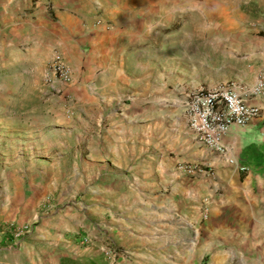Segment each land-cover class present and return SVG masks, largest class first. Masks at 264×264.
<instances>
[{"label":"crops","instance_id":"0c3cea01","mask_svg":"<svg viewBox=\"0 0 264 264\" xmlns=\"http://www.w3.org/2000/svg\"><path fill=\"white\" fill-rule=\"evenodd\" d=\"M157 2L0 0V5L23 8L26 38L37 30L33 47L44 44L45 53L58 49L74 67L84 45L90 46L91 57H101V51L107 54L128 33L131 37L141 26V12L155 13ZM235 4L231 19L252 37L244 57L256 79L264 71V38L257 34L262 25L254 22L264 17V0ZM96 18L102 22L95 23ZM253 82L241 96L258 105L259 116L243 128L233 127L222 139V153L194 137L179 104L151 111L141 119L142 126L134 127V116L129 127L111 126L104 134L110 147L90 151L87 171L62 182L64 191L75 193L81 185L83 194L54 216L42 215L13 253L8 252L12 242L2 239L0 257L5 262L20 259L15 264H264V96H249ZM90 101L84 98L83 104ZM174 116L184 137L178 145L172 138L158 143L157 137L171 136L166 125ZM151 136L154 155L134 162L135 139H142L148 150ZM189 159L212 168L190 166ZM6 223H0L1 232H8Z\"/></svg>","mask_w":264,"mask_h":264},{"label":"rangeland","instance_id":"374dc122","mask_svg":"<svg viewBox=\"0 0 264 264\" xmlns=\"http://www.w3.org/2000/svg\"><path fill=\"white\" fill-rule=\"evenodd\" d=\"M235 3L158 0L156 12H141V26L106 49L107 54L101 51L102 58L91 57L90 46L84 45L74 67L64 60L72 71L68 83L57 80L49 68L54 53L61 51L45 53L44 44L33 47L37 30L26 38L25 10L0 5V223L29 227L18 236L0 230V242H12L9 253L32 234L42 215L54 216L83 194L81 185L73 193L64 191L62 182L87 171L90 151L110 147L104 134L111 126L119 122L129 127L131 116L136 117L134 127L142 126L141 119L151 111L165 103L182 105L191 92L219 86L244 91L253 80L255 86L259 76L254 78L244 57L253 40L232 20ZM101 22L96 18L95 23ZM254 23L262 25L257 34L264 38V17ZM256 93L264 96V89L249 96ZM84 98L90 103L83 104ZM175 118L167 120L171 136L157 137L158 143L172 138L178 145L184 137ZM149 140L147 150L142 139H135L134 162L154 155L155 138ZM199 161L187 163L212 168ZM16 261L20 259L5 262L0 257V264Z\"/></svg>","mask_w":264,"mask_h":264},{"label":"built area","instance_id":"2783aa9c","mask_svg":"<svg viewBox=\"0 0 264 264\" xmlns=\"http://www.w3.org/2000/svg\"><path fill=\"white\" fill-rule=\"evenodd\" d=\"M49 68L52 75L62 83H68L72 78L71 68L59 52L54 53ZM263 86L264 71L259 75L254 91L261 90ZM241 92L233 86H219L205 92H191L185 97L181 107L189 130L213 152H224L222 139L233 127L243 128L259 116L258 105L245 102ZM6 228L14 236L29 231L27 225H9Z\"/></svg>","mask_w":264,"mask_h":264},{"label":"trees","instance_id":"16d2710c","mask_svg":"<svg viewBox=\"0 0 264 264\" xmlns=\"http://www.w3.org/2000/svg\"><path fill=\"white\" fill-rule=\"evenodd\" d=\"M60 264H82V263L75 262V261H73V260H66V261H64V262H62V263H60Z\"/></svg>","mask_w":264,"mask_h":264}]
</instances>
